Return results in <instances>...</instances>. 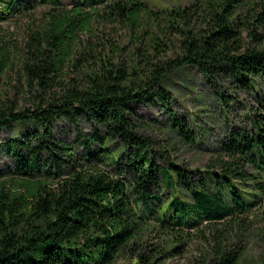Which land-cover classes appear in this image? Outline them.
<instances>
[{
  "label": "trees",
  "instance_id": "trees-1",
  "mask_svg": "<svg viewBox=\"0 0 264 264\" xmlns=\"http://www.w3.org/2000/svg\"><path fill=\"white\" fill-rule=\"evenodd\" d=\"M20 1L1 0L0 21L34 1L51 9L46 29L31 38L23 67L35 93L31 106L0 103V152L10 160L7 173L18 181L13 189L0 184V264H114L122 252L135 250L145 225L178 235L203 223L230 225L251 211L264 193V42L258 41L264 4L258 12L247 0L164 8L159 19L178 36L176 58L147 57L129 67L97 58L88 42L90 59L76 58L72 65L82 69L90 61L92 67L81 81L68 82L65 69L78 31L95 15L130 21L143 3L84 0L67 10L61 0ZM246 31L256 46L244 45ZM184 70L195 71L213 97L227 83L253 93L260 107L251 131L231 132L205 170L165 158L153 139L139 133L137 108L153 105L163 129L201 145L173 110L166 85ZM65 125L77 131L73 142L59 134ZM224 234L218 232L214 254L203 264H238L239 254L226 248ZM136 258L139 264L142 257Z\"/></svg>",
  "mask_w": 264,
  "mask_h": 264
},
{
  "label": "rangeland",
  "instance_id": "rangeland-1",
  "mask_svg": "<svg viewBox=\"0 0 264 264\" xmlns=\"http://www.w3.org/2000/svg\"><path fill=\"white\" fill-rule=\"evenodd\" d=\"M15 1L22 4L20 0ZM61 1L63 8L69 10L84 0ZM201 1L204 2L140 0L143 4L130 21L95 15L83 32L77 33L78 42L70 52L65 81H81V73L92 67L90 61L82 69L72 65L76 58L90 59L88 50H84L88 42L93 45L97 58L128 64L129 67L138 65L147 57L162 61L176 58L180 54L178 36L170 31L165 20L159 19V12L164 8H189ZM247 3L258 12L264 0H247ZM19 6V10L14 11L10 18L0 21V103L14 102L20 108H25L31 106L35 93L26 82L23 67L29 56L31 38L46 29L51 8L35 1L28 10L23 5ZM258 34V41L264 42V30H258ZM242 37L245 46H256L257 42L251 41L247 31L243 32ZM160 49L165 51L154 57ZM166 85L174 98L173 110L186 119L190 129L195 132L196 142L201 145H188L163 129L159 124L158 110L153 105L137 108L143 122L139 133L153 139L156 143L154 148L163 149L165 158L169 157L190 169H207L216 158L218 144L234 130L250 132L255 114L260 113L253 93L232 89L229 84L223 83L222 94L213 97L195 71H179L166 80ZM261 94L264 95V88ZM81 128L84 132L88 131L87 124ZM59 134L73 142L77 131L73 126L65 125ZM3 139L4 135L0 133V141ZM76 148L79 150L78 146ZM10 164V160L0 152V184L6 183L13 189L18 181L7 173ZM218 232L225 233L226 248L238 252V264H264V193L241 221H234L230 225L226 222L215 226L203 223L197 229L188 228L178 235L163 231L157 224L145 225L134 240L135 250L122 252L114 264H137V256L142 257L139 264H203L214 254ZM172 248L175 249L169 252Z\"/></svg>",
  "mask_w": 264,
  "mask_h": 264
}]
</instances>
